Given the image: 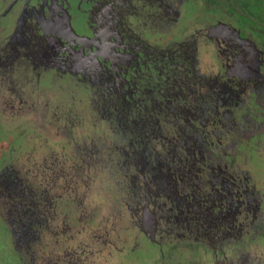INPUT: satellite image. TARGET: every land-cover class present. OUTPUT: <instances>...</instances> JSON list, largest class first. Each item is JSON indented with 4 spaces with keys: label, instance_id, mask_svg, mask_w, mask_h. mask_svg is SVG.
I'll use <instances>...</instances> for the list:
<instances>
[{
    "label": "flooded vegetation",
    "instance_id": "1",
    "mask_svg": "<svg viewBox=\"0 0 264 264\" xmlns=\"http://www.w3.org/2000/svg\"><path fill=\"white\" fill-rule=\"evenodd\" d=\"M199 38L219 47L212 78L198 66ZM46 76L53 101L36 91ZM78 89L83 95L68 100ZM1 110L11 133L3 128L0 140V223L20 264H68L54 235L66 225L74 234L79 224L75 200L53 183L63 175L52 158L74 166L77 177L84 163L90 167L75 156L85 151L81 139L95 134L117 145L131 139L124 176L134 187L124 201L154 264H201L206 248L218 261L226 244L233 252L227 264L239 263L249 247H264L263 188L249 233L237 241L219 235L209 247L198 239L220 234L204 228L203 216L240 214L233 208L246 188L264 183L260 172L240 168L243 157L264 147V0H0ZM177 132L191 141L169 152ZM41 150L47 158L31 169L27 162ZM149 223L153 237L143 230ZM70 264H86L85 257Z\"/></svg>",
    "mask_w": 264,
    "mask_h": 264
},
{
    "label": "rangeland",
    "instance_id": "2",
    "mask_svg": "<svg viewBox=\"0 0 264 264\" xmlns=\"http://www.w3.org/2000/svg\"><path fill=\"white\" fill-rule=\"evenodd\" d=\"M248 30L249 29H247V31ZM247 31H244L242 35H245ZM198 42V66H201L202 71L210 74L212 78L215 75L214 72L217 71V66H219L217 64L220 58V55L218 53L219 47L217 45H213L212 43L204 45L202 43V38H199ZM255 47L256 49L260 48V46L257 45H255ZM3 84L4 86H6V82H4ZM208 84L212 85L213 80L211 79ZM37 86L38 87L36 91L39 94H43L44 97L50 99V101L55 100L57 94L53 93V91H50L54 89V86L50 85L48 76H46L45 81L40 78L39 85ZM78 90V92L74 93V91H72L71 94H68V100L73 94H77V96H79V94L80 96L83 95L81 89ZM3 95L7 97L6 91H3ZM26 96H28V94H26ZM44 99L45 98H41L40 101H43ZM93 105L99 112L100 105L98 103H94ZM76 107L79 110L78 113L82 116V113H80L81 108L77 105ZM90 111H92V108H90ZM1 115L2 110L0 111V116ZM86 115L87 113H85L84 115L85 120H87ZM4 123H0V140H3V128H7L6 132L11 133L10 126L7 127L6 121ZM211 123L212 122L210 121L208 122L209 125ZM182 128V131L185 132L186 127L184 126ZM210 128L214 129V126L210 125L205 132H210ZM76 131L84 136L90 135L89 133L82 132L83 130ZM176 134L177 135L175 137H171V142L167 143V145L169 146V152L172 151V148L174 146H182L183 144H187V142L190 140L186 139V137H184V135H181V133L179 132H177ZM20 142L23 143V139H21ZM81 142L83 148L86 147L84 149L85 151H81V154L78 153L79 155L76 153L75 156H78V162L84 160L87 164H90V167H93H88L86 169V164L84 163L81 166V169L84 171L77 172V177L75 176L74 170L76 168L74 166L72 168H69L70 163H64L62 165V160L58 156H54L52 158V162L59 161V164L57 163V166H62L59 168L62 169V177L65 176L64 179H62L61 177L58 180L59 182L54 181L53 183L57 182L59 188L64 192L66 197L69 198V196L71 195L75 200L74 210H76V212L74 211V215H76V222L79 224L77 226L79 229L78 231H75V226L71 227L72 233L74 234H69L65 231L67 225L65 227H61V232L60 228L57 229L58 234L54 236L57 238V242L61 247L59 252H61V250H63L64 248L67 250V252H69L68 249L77 251L81 247L80 250L82 251L83 256L80 255L78 251L76 252V256L67 255V252L63 255L65 256V260L68 261V264L76 263L79 258L83 257H85L86 264H89L91 262V264H99L97 261H101V259L103 258L107 259V256L108 264H154L155 260L153 261V259L155 257V254H152L153 251H147L146 248L140 247V244H144L145 241L140 239L142 237L139 233H137L136 224L133 223L134 221L131 222V219L129 218L130 214L125 206L124 201V198H126L127 189H129L130 191L134 187V185H131L130 180L124 176V171L127 170V156L125 155L129 154L128 143H131V139H128L126 143H123L122 145H117L110 140H105L104 138H102V136L95 134L91 135L90 140L83 138L81 139ZM3 144L4 143L0 142V149L2 150L5 149ZM190 145H192V143ZM115 146L117 151L114 155V153L110 152V150L114 149ZM36 150L38 151V148ZM255 150L256 153H252V155L249 157L247 156L248 159L246 157L242 158L243 160H241L240 168L241 170L247 171L249 173L252 170L254 171V173L260 172L264 176V147L262 145H259ZM48 153L49 152L42 153V150L41 152H35V157H31V160L29 162L30 164L28 162L27 164L31 166V169H36L40 164V159L46 157L45 154ZM170 154L172 153H164V156ZM164 156H161L162 158L161 162H158V168L163 165V162L166 159L163 158ZM143 160L146 163L148 162L146 156L143 157ZM12 161L13 159L9 160L10 163H12ZM19 161H25L24 157H20ZM14 163L17 162L15 161ZM50 163L51 161L47 160L43 165L50 167ZM86 170L89 171L87 172ZM47 174L53 176L55 173L51 171ZM159 175L166 176L167 173L164 172L163 174ZM57 176L60 175L57 174ZM169 176L171 175L169 174ZM163 180L164 178L160 181L161 184L165 186L166 184ZM176 183L174 184V186H176ZM257 185L259 186L254 187V189L248 190L249 188H246L244 193V202L242 200H239L234 204L233 209L237 210L238 208V210L241 211L240 214L235 215V213H230V209L227 208L229 206L227 205V203H225L226 210H228L230 214L224 215L225 213H222L221 215H218L219 217L217 219L210 218L209 216H203L204 222L202 221V225L204 226V228L212 230L216 229L220 234H217V231L215 232L216 234L214 233L215 235H211L210 232H207L206 234L199 236V241L204 242L206 247H209L212 246L211 243L219 235L221 237L223 236V234L229 233V236H231V241L234 239V241H237L241 236L249 233L251 231L249 228V219L253 215H256V207L258 204L257 195H259L258 189L263 188L262 191H264V183L260 184L256 180L255 186ZM131 198L133 199V197ZM1 199L3 200V202L4 200H6L5 197ZM262 200H264V197L262 198ZM4 207L5 209L0 206V210L2 211V213L6 210L5 204ZM166 218L168 217L166 216ZM86 222H88L87 225ZM222 226H225L224 229H227V232H221L220 230H218ZM152 227L153 224L151 223H149L148 227H143L144 233H147L149 237H153L152 233L154 231ZM5 232H7L6 226L0 223V264H20V262H17V260L14 259V253L10 251V248L8 247V239ZM70 236L73 237L75 241H66L67 238H71ZM164 241L166 242L167 240ZM214 245H217V242L214 243ZM258 245L259 244L249 247V249L247 250L248 253L242 257L239 263L230 264H261L262 258L264 257V247ZM131 249L135 254L128 255L127 251ZM220 251V253H222L220 256V259L222 258L221 261L220 259L218 261L213 259L212 254L206 248L204 252L201 251L202 253L199 262L201 264H227L229 259L232 257L233 252L231 251L228 244L222 246ZM147 253L152 255L149 256ZM198 253H200L199 250ZM78 255L81 257L77 258ZM179 258L184 259L183 255H179Z\"/></svg>",
    "mask_w": 264,
    "mask_h": 264
}]
</instances>
